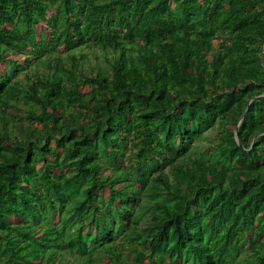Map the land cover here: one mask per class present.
<instances>
[{
    "label": "trees",
    "instance_id": "trees-1",
    "mask_svg": "<svg viewBox=\"0 0 264 264\" xmlns=\"http://www.w3.org/2000/svg\"><path fill=\"white\" fill-rule=\"evenodd\" d=\"M0 264H264V0H0Z\"/></svg>",
    "mask_w": 264,
    "mask_h": 264
},
{
    "label": "rangeland",
    "instance_id": "rangeland-1",
    "mask_svg": "<svg viewBox=\"0 0 264 264\" xmlns=\"http://www.w3.org/2000/svg\"><path fill=\"white\" fill-rule=\"evenodd\" d=\"M82 51L87 52V49L84 48ZM96 51L98 53H101V51L98 49ZM75 52L78 55V50H76ZM61 58H62V62L65 64V66L69 68L71 66L70 65L71 60L67 56V54L64 53L63 55H61ZM106 64H107V61H105L103 59V57L100 56V58L98 59V58L94 57V55L92 53H89L88 58H85L84 60H81V62H80V66L82 68H84L86 71L94 70L96 66H103L104 67ZM54 66H55V64L53 62H51L50 66L48 63H46L43 68H46V70H48L50 67H51V69L54 68ZM39 68H41V66H39ZM204 144H206V143H204Z\"/></svg>",
    "mask_w": 264,
    "mask_h": 264
},
{
    "label": "water",
    "instance_id": "water-1",
    "mask_svg": "<svg viewBox=\"0 0 264 264\" xmlns=\"http://www.w3.org/2000/svg\"><path fill=\"white\" fill-rule=\"evenodd\" d=\"M242 117H243V115L237 121V125H236V128H235V133L237 132V126H238L239 122L241 121Z\"/></svg>",
    "mask_w": 264,
    "mask_h": 264
}]
</instances>
